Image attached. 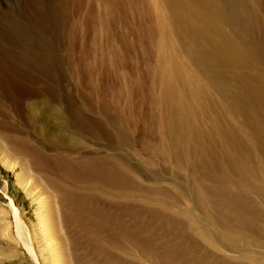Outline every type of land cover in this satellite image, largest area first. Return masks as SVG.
Listing matches in <instances>:
<instances>
[{"label": "rangeland", "instance_id": "rangeland-1", "mask_svg": "<svg viewBox=\"0 0 264 264\" xmlns=\"http://www.w3.org/2000/svg\"><path fill=\"white\" fill-rule=\"evenodd\" d=\"M217 3L224 32L253 63L199 60L192 51L205 40L167 0H0V161L15 165L0 169L13 191L0 189V264H37L10 198L42 264L53 255L41 221L68 244L71 264H264V127L252 118L264 121V0ZM240 76L262 88L257 101L242 100ZM11 139L55 166L86 157V231L68 226L56 192L27 168L28 149H10ZM69 181L78 198L84 183Z\"/></svg>", "mask_w": 264, "mask_h": 264}, {"label": "bare ground", "instance_id": "bare-ground-1", "mask_svg": "<svg viewBox=\"0 0 264 264\" xmlns=\"http://www.w3.org/2000/svg\"><path fill=\"white\" fill-rule=\"evenodd\" d=\"M167 1H169L170 5L172 6L173 10L176 13L175 19L178 21V23H180V25L184 27L186 32L191 35H194L196 38L205 40L206 43L204 42L205 44L204 48L195 47V49H193L192 51L193 54L196 57H198L199 60H202L206 64L214 65L219 68L240 67L253 63L254 53L250 51L246 46L238 43L233 37H230L224 32L223 30L224 18L222 12L220 11L221 7L217 3L218 0H167ZM216 79L218 83L221 85L222 89H224V92L226 93L225 90L226 87H224L220 76L217 75ZM239 85L241 86L242 89L240 92L241 93L240 96L243 101H245L246 103H248L246 99H250V100L255 99V101H257L260 93L258 88L262 89L261 87H256L254 84L248 81L247 77L244 76H240ZM232 103L234 105L235 110L240 112L239 110L242 109L240 107L241 101L233 99ZM47 111H49L48 112L49 114L51 112L56 116L58 115V111L55 108H50ZM254 115L255 117L252 116V118L254 119V121H256L259 124V128L264 127V121L262 120L261 116L258 113H255ZM44 133L47 135L46 132ZM260 135H264V129L261 131ZM10 144H11L10 149H19L21 147L22 148L26 147L28 149L29 156L27 161V168L29 169V171L33 175L36 174L37 176L40 177L42 176L46 184L49 185L54 190V192H56L59 202L62 204L64 218L68 226L71 227V222L74 221V224L77 225L79 229L86 231V157L83 156L78 160H74L72 162L69 160V158L68 159L64 158L65 161L64 164L61 165L56 164L55 166L53 158L48 157L46 153L42 152L38 147L32 144L31 147H27L26 143L23 140H13V139H11ZM0 163L3 166V168L1 167L0 169L1 170L3 169V173H5L6 175L9 174L8 169L11 170L15 169V167H13L15 165L12 164L8 159H3L2 161H0ZM74 174H77L79 176V179L85 185L83 190L79 189L80 195H78V198L76 197L74 189L70 185L71 183L69 181V178ZM109 176L112 177L113 181L116 184H121L125 186V188L126 187L130 188L129 180L126 177L124 178L122 175L120 176L113 172L109 173ZM3 178L4 176L0 174V186L4 184L3 185L4 187L0 189L5 193V195L12 194L13 193L12 189L8 187V182L2 181ZM65 178L67 179V182ZM17 183H20L19 179H17ZM16 186L17 184L14 187ZM30 186L31 185H29V187ZM34 189L35 188L33 187H31L30 190L28 188V190L30 191L29 192L30 195L34 193L33 191ZM28 190L26 192H28ZM35 193L36 195L34 197H36L38 201H41L39 203V209H38L39 212L42 213L45 212L46 214L45 217L49 216L47 215L50 208L48 206L49 205L48 204L49 202L47 201L48 199L40 198L42 197V194L39 193L38 191H36ZM0 198L1 199L4 198V195L0 194ZM10 199H11L10 210L12 211V212L10 211V213L12 215L10 213L9 214L10 216L14 215L16 228H17V235L20 238V240H22V242L27 245L31 254L35 257L37 264H42V261L34 248L35 246L31 242L33 238L32 239L30 238L31 240L28 239L29 237L26 232L28 230L27 227H25L23 210L21 209L22 207L20 208L19 206H17V204L14 203L15 198L14 199L10 198ZM9 223L11 224V222ZM50 225L51 224L48 221L39 222L38 226H41L40 233L42 234L41 235L42 239H44L48 243L47 248L49 249V252L53 255L51 258L52 264H65L64 261L65 258H62L64 256V255L62 256V254L63 252L65 254V252L68 250V244H66L65 248L60 247L58 242H56L55 240L56 238H54V235H51V230L53 227H51ZM67 255L70 256L69 254ZM65 260H68L69 263L71 261L72 263L71 258Z\"/></svg>", "mask_w": 264, "mask_h": 264}]
</instances>
